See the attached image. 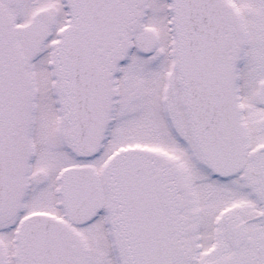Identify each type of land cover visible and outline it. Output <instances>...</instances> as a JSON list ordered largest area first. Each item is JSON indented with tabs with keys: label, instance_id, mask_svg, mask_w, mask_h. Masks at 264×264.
<instances>
[{
	"label": "snow or ice",
	"instance_id": "snow-or-ice-1",
	"mask_svg": "<svg viewBox=\"0 0 264 264\" xmlns=\"http://www.w3.org/2000/svg\"><path fill=\"white\" fill-rule=\"evenodd\" d=\"M0 264H264V0H0Z\"/></svg>",
	"mask_w": 264,
	"mask_h": 264
}]
</instances>
